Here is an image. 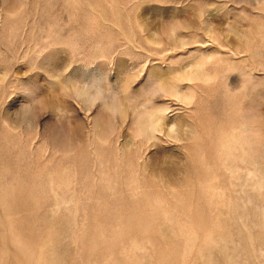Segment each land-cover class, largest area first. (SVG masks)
Returning a JSON list of instances; mask_svg holds the SVG:
<instances>
[{
	"label": "rangeland",
	"instance_id": "1",
	"mask_svg": "<svg viewBox=\"0 0 264 264\" xmlns=\"http://www.w3.org/2000/svg\"><path fill=\"white\" fill-rule=\"evenodd\" d=\"M0 264H264V0H0Z\"/></svg>",
	"mask_w": 264,
	"mask_h": 264
},
{
	"label": "bare ground",
	"instance_id": "2",
	"mask_svg": "<svg viewBox=\"0 0 264 264\" xmlns=\"http://www.w3.org/2000/svg\"><path fill=\"white\" fill-rule=\"evenodd\" d=\"M222 248H224V247H222ZM224 250V249H223ZM231 253V252H230ZM209 263H211V262H209Z\"/></svg>",
	"mask_w": 264,
	"mask_h": 264
}]
</instances>
